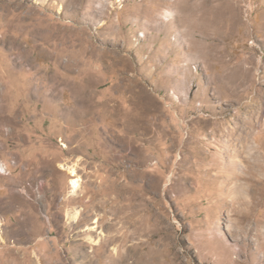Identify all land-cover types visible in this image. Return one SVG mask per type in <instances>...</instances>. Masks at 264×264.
<instances>
[{"label":"rangeland","instance_id":"obj_1","mask_svg":"<svg viewBox=\"0 0 264 264\" xmlns=\"http://www.w3.org/2000/svg\"><path fill=\"white\" fill-rule=\"evenodd\" d=\"M0 264H264V0H0Z\"/></svg>","mask_w":264,"mask_h":264},{"label":"bare ground","instance_id":"obj_2","mask_svg":"<svg viewBox=\"0 0 264 264\" xmlns=\"http://www.w3.org/2000/svg\"><path fill=\"white\" fill-rule=\"evenodd\" d=\"M60 167L68 170V172L70 173L71 178H70L69 182H70V185L72 187V191L73 192L76 191L80 187V183H79L80 177L77 173L76 164L63 162V163H60ZM77 216H78V210H75L72 213H67V218H70L71 220H76Z\"/></svg>","mask_w":264,"mask_h":264}]
</instances>
